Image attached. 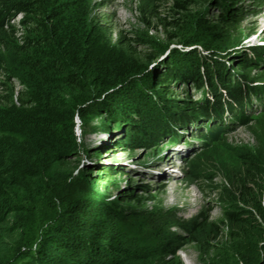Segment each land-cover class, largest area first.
<instances>
[{"label": "trees", "instance_id": "obj_1", "mask_svg": "<svg viewBox=\"0 0 264 264\" xmlns=\"http://www.w3.org/2000/svg\"><path fill=\"white\" fill-rule=\"evenodd\" d=\"M82 7L83 0H0V44H11L8 46L23 56L22 67L15 73L0 60V264H144L141 257L123 250V243L107 241L108 217L111 223L127 224L136 215L131 207L120 208L107 198L86 195L82 206L77 205L72 213L79 217V212H85L83 226L87 231L82 233L75 231V223L62 218L55 206L53 198L62 190L58 182L73 181L86 173V188L94 191L114 174L113 168L100 163L79 167L84 148L74 131L75 113L81 119H100L99 128L104 132L122 130V136L114 141L122 147L130 139V131L136 130V121L143 117L144 107L135 103L134 94L150 106L156 97L166 104L157 84L167 87L180 80L201 91L196 100L190 99V90L184 91L190 99L184 108L190 114L179 111L174 119L193 123L200 116L204 129L217 122L216 129L209 127L206 137L210 140H215L222 129L245 124L249 115L264 111V85L252 87L250 81L234 76L223 64L213 61L211 54L206 57L198 52L195 46L206 49L203 34L209 29L199 17L190 19L172 11L164 15L166 26L178 32L169 38L180 44L172 54L188 59V65L184 71H177L170 55L162 61L165 71L156 81L152 71L141 69L126 57L128 45L144 41L126 38L112 46L109 40L95 38L80 18ZM178 8L183 10L181 4ZM17 17V25L12 24ZM148 59L153 62L157 55L151 53ZM12 78L21 84L16 97L10 89ZM218 89L225 92L229 102L223 101ZM255 102L261 103L259 109L253 108ZM103 149L106 147H97L94 152L99 156ZM189 169L196 177L201 173L200 166L191 164ZM100 170L102 174L96 175ZM250 178L253 180L254 175ZM250 183L256 181H232L230 190H250ZM247 195L232 197L247 205L252 203ZM43 196L49 208L35 211V201ZM254 202L264 218L260 200ZM89 205L94 213H90ZM99 207H103L102 211L96 212ZM88 217L96 218L89 224ZM226 217L231 234H237L241 244L252 247L254 259L259 260L257 249L264 239V228L237 204ZM171 225L163 239L181 242L184 236L172 232L177 225ZM187 225L181 230H186ZM151 237L146 234L143 242L155 248L158 240Z\"/></svg>", "mask_w": 264, "mask_h": 264}, {"label": "rangeland", "instance_id": "obj_2", "mask_svg": "<svg viewBox=\"0 0 264 264\" xmlns=\"http://www.w3.org/2000/svg\"><path fill=\"white\" fill-rule=\"evenodd\" d=\"M171 11L190 19L199 17L209 27L208 34H203L207 38L202 43L206 49L195 46L201 55L207 57L211 54L213 61L223 64L234 76L247 79L252 87L264 85V0H83L80 18L95 38L109 40L112 46L125 42L126 38L137 37L144 41L132 47L128 45L126 57L133 59L141 69L152 71L155 80L160 81L156 77L165 71L162 61L170 55L177 71H184L188 65V59L172 54L180 44L169 41L171 35H178L176 30L166 26L164 15ZM18 19L12 20V24L17 25ZM8 45L11 44H0V60L6 69L15 73V69L22 67L23 56ZM260 49L263 52L258 55ZM211 50L215 52L211 53ZM182 51L185 53L184 49ZM151 53L157 55L153 62L148 59ZM19 83L18 79L12 78L13 97L18 94ZM182 83L174 80L167 87L157 84L166 104L156 97L150 106L143 97L134 94L135 103L144 107L143 117L136 121L133 126L136 130L130 131V139L122 147L114 144L122 136V130L104 132L99 128L100 119L87 116L81 119L75 113L74 131L84 148V152H80L79 167L100 163L113 168L114 174L94 191L86 188V173L73 181L58 182L62 190L53 198L55 206L62 218L72 220L74 230L82 233L87 231L83 226L86 214L79 212L77 217L72 213L77 205L82 206L86 195L107 198L120 208L131 207L136 215L127 224L111 223L113 220L108 217L107 241L123 243V250L128 249L141 257L144 264L149 261L150 264H203L204 261L206 264H264V239L257 249L259 260L254 259L256 252L238 242L237 234H231L226 217L233 204H237L247 209L264 228V218L253 204L259 199L264 209V111L249 115L245 124L222 129L215 140H210L206 135L211 128L216 129L217 122L204 129L205 122L198 118L200 116H196L198 120L193 123H180L174 119L179 111L189 115V109L184 107L189 106L190 99L201 97L200 90ZM185 90H190V99ZM218 91L223 101L229 102L225 92ZM260 105L255 102L253 108L259 109ZM145 133L151 135L145 137ZM101 146L106 150L103 149L98 156L94 149ZM191 164L201 167L197 177L191 175ZM97 174L101 175L102 170ZM242 179L256 183H250V190L236 193L230 190L232 181ZM102 187L107 189L101 191ZM235 194H249L252 203L243 205L232 197ZM35 202V211L43 212L49 208L44 196ZM89 207L90 213H94L91 212L94 211L92 206ZM102 209L99 207L95 211ZM95 218L88 217V223ZM171 222L177 225L171 228L172 232L184 236L181 242L163 239L164 233L173 226ZM184 225L187 229L182 231ZM146 234L157 238V247L143 242Z\"/></svg>", "mask_w": 264, "mask_h": 264}, {"label": "bare ground", "instance_id": "obj_3", "mask_svg": "<svg viewBox=\"0 0 264 264\" xmlns=\"http://www.w3.org/2000/svg\"><path fill=\"white\" fill-rule=\"evenodd\" d=\"M177 165H181V163H178ZM174 173V172H173ZM166 175H168V173H166ZM173 184L172 180H171V185ZM173 186V185H172ZM175 188V187H174Z\"/></svg>", "mask_w": 264, "mask_h": 264}]
</instances>
